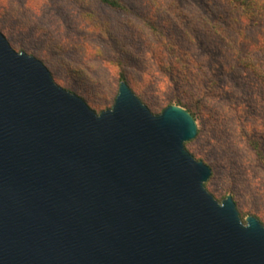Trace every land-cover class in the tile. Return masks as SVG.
I'll use <instances>...</instances> for the list:
<instances>
[{
    "label": "water",
    "instance_id": "1",
    "mask_svg": "<svg viewBox=\"0 0 264 264\" xmlns=\"http://www.w3.org/2000/svg\"><path fill=\"white\" fill-rule=\"evenodd\" d=\"M196 134L123 80L96 113L0 31V264H264V226L206 189Z\"/></svg>",
    "mask_w": 264,
    "mask_h": 264
},
{
    "label": "rangeland",
    "instance_id": "2",
    "mask_svg": "<svg viewBox=\"0 0 264 264\" xmlns=\"http://www.w3.org/2000/svg\"><path fill=\"white\" fill-rule=\"evenodd\" d=\"M119 1L121 10L99 0H0V31L13 49L41 60L58 85L81 96L96 113L112 106L122 68L132 79L130 89L152 113H160L170 104L190 108L197 134L185 148L210 167L212 176L206 189L219 202L226 195L233 196L243 222L253 215L264 226V170L259 165V152L255 154L252 148L254 144L259 150L260 145V155H264V90L260 79L247 70L242 77L229 72L222 77L227 88L213 98L210 107L197 95L190 107H184L177 100L182 93L169 79H163L164 73L150 55L143 54L157 41L158 32L173 38L178 35L172 0ZM198 1L200 5L195 0L181 4L186 13L202 16L207 22L213 17L202 4L216 13L221 11L219 0ZM242 33L251 35L252 30L245 24ZM194 35L211 50L216 49L208 33ZM187 39L180 38L197 52L192 34ZM221 48L222 55L213 50L218 68L235 66L232 50Z\"/></svg>",
    "mask_w": 264,
    "mask_h": 264
},
{
    "label": "trees",
    "instance_id": "3",
    "mask_svg": "<svg viewBox=\"0 0 264 264\" xmlns=\"http://www.w3.org/2000/svg\"><path fill=\"white\" fill-rule=\"evenodd\" d=\"M99 1L114 10L123 8L119 0ZM186 1L188 0H172V7L176 9L174 14L177 17L174 27L178 35L173 38L171 34L158 32L157 41L151 43L147 51L143 53L149 54L157 63L159 70L164 73L163 79H169V82L182 93L177 97L178 102L184 107H190L194 96L197 95L203 97L205 105L210 107L213 98L219 97V92L227 88L222 77L229 72L237 73L242 77L246 74L245 70L250 71L257 81L260 79L261 88L264 90V0H219L217 3V6L221 8L219 13H216L214 8L202 4L203 9H207L206 11L213 17L210 22L202 16L192 17L186 13L181 4ZM195 2L200 5V1L195 0ZM245 24L252 30L251 35L242 33V26ZM149 28L152 29L150 23ZM200 33H208L214 38L213 46L219 55H222L221 46L232 50L235 66L228 65L225 69L223 65H220L218 68L219 63L214 57L215 50H211L204 42L198 41L194 35L199 36ZM188 34H192L196 40L193 46L197 52L185 46L180 40V38L188 40ZM150 35L154 37L152 33ZM250 52L257 57L252 58ZM237 70H242V73ZM120 79L127 84L132 80L130 74L123 71V68L120 71ZM255 84L257 86V83ZM187 111L194 117L190 108H187ZM252 148L255 154L259 152V165L264 170V155H260V145L259 150L254 144ZM211 176L212 173L205 182V186ZM232 198L234 200L233 196Z\"/></svg>",
    "mask_w": 264,
    "mask_h": 264
}]
</instances>
